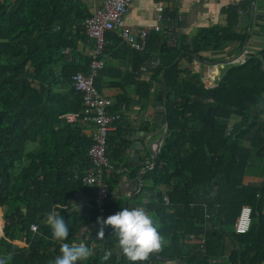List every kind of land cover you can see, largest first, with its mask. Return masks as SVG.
<instances>
[{"label": "trees", "instance_id": "obj_1", "mask_svg": "<svg viewBox=\"0 0 264 264\" xmlns=\"http://www.w3.org/2000/svg\"><path fill=\"white\" fill-rule=\"evenodd\" d=\"M250 6L251 0L227 6V25L200 29L190 44L182 36L169 45L166 33L178 17L168 10L163 13L168 27L151 32L145 52L130 48L116 33L106 35L102 56L113 49L111 44L126 47L134 61L131 85L143 101L150 99L155 83L164 97L166 70L168 135L157 164L142 176L146 184L141 196L149 201L141 202V196L133 200L152 217L164 247L136 264H160V258L182 264H264V108L256 111L264 97V48L243 63L228 65L215 90L186 66L194 62L192 55L224 51L232 42L241 49L246 34L235 27L239 12L248 13ZM90 16L83 0H0V208L5 209L0 258L5 264H50L63 243L76 244L87 226L103 218L96 209H73L80 192L89 204L95 199V189L83 182L94 140L82 133L84 117L75 123L63 118L84 111L72 78L89 73L91 58L67 62L64 51L87 38L83 23ZM142 67L153 75L148 83L138 81ZM108 70L104 67L96 81L98 91ZM127 78L112 87L125 90ZM124 100L117 99L111 114L122 116L129 109L132 100ZM121 122L108 136L113 169L104 178L109 193L105 218L125 209V201L114 200L113 192L124 177L133 179L138 173V168L128 171L125 150L130 143L123 140ZM249 165L259 168L261 182L246 181ZM245 205L252 211L250 229L235 234L234 222ZM53 211L69 229L64 241L54 240L44 222ZM32 224L37 225L35 233ZM97 233L83 236L92 255L76 264H132L117 250L110 226L103 237ZM228 250L229 261L221 262ZM108 251L112 255L105 261Z\"/></svg>", "mask_w": 264, "mask_h": 264}, {"label": "crops", "instance_id": "obj_2", "mask_svg": "<svg viewBox=\"0 0 264 264\" xmlns=\"http://www.w3.org/2000/svg\"><path fill=\"white\" fill-rule=\"evenodd\" d=\"M104 1L105 0H83L85 5L89 8L91 14L102 8ZM241 1L245 0H133L129 14L127 16V23L134 30H140L143 28L153 29L158 25L162 27H168V25L163 26V21L158 20V9L162 8L163 13L167 10L172 11L176 13L178 21L173 27H170V30L166 33L167 41H170L172 44H177L181 40L182 36H188V43L190 44V41L192 42V38L202 28L225 27L227 25V17L223 13V10L227 6L238 4ZM253 4L254 0H251V6L248 13L239 12V22L235 27V31L237 33L246 34L245 51L243 50L245 43L240 49L238 42H232L224 51L207 52L201 54L200 57L205 60L217 62L220 60H231L237 58L242 59V57L246 59L248 55H255L261 51L264 48V38L253 36L252 31H249L250 15ZM260 4H262L261 1L255 2L256 6ZM249 33L250 36L248 37ZM111 46H114L113 49H109L110 51L102 56V60L105 64L104 67L106 69L108 68L109 70L108 73H106V75L102 78L99 92L104 97L113 101V107L116 105L117 99L119 97L125 98L124 101L127 99L132 100V104L129 109L123 111L122 122L120 123V126L122 127L123 140L130 143L128 149L125 150L126 158L130 164V169H128V171L138 168L139 173L142 167L147 165L148 162L152 164L153 154L150 148L144 147L140 150L139 157L134 156L130 160L129 157L131 147L133 145L141 147L146 142L151 144L153 148L156 146L157 140L159 139L160 135H162L163 131V125L159 124V113L163 110L156 107V98L164 97L159 96L160 89L155 83L151 91L150 99L147 102L143 101V99L137 95L136 87L131 85L132 83L129 76H131L133 73L134 61L132 57H129V51L126 49V47H124L123 44L120 46L111 44ZM93 50L94 42L87 37L80 40L77 43L75 49H67L64 51L65 60L67 62L80 63L83 58H91ZM241 53L245 54V56H241ZM113 55L117 56V58H113ZM192 64L194 73L202 77V83L206 86V88L220 86L221 78L224 74V71L228 67L227 65L224 69H221L220 74L217 75L212 73V67L208 62L201 63L200 61L194 59ZM154 65L156 66V62ZM219 66L221 67V65ZM118 71H120L121 75L118 73ZM203 71L204 74H202ZM124 76H128V86L125 87V90L113 88L112 84H120ZM152 78L153 75L150 69L148 67H142L141 77L138 79V81L148 83L152 80ZM81 125L83 128V135L86 138L91 139L95 132L94 124L90 121H84L81 123ZM116 129L117 128L114 127L113 132H115ZM117 163H119V161ZM138 173L137 177L133 179L124 177L113 192L114 200L122 199L125 201V209L131 210L138 208L136 203H133V200L141 196L146 184L142 180L143 173L140 177H138ZM255 179H257L258 182L262 181L259 168L256 166L249 167L246 181L250 182L251 180ZM162 190H164V188ZM164 191L166 192V190ZM140 199L143 203H147L149 201L148 197L143 198V196H141ZM73 204L74 210H82L87 207L89 203L86 200V197H84L83 193L80 192ZM143 209L146 208L144 207ZM4 212L5 209L0 208L1 220L5 225ZM81 237L83 236H80V238ZM199 241L203 243L204 239ZM84 244L85 243L83 242V245ZM117 250L120 252L122 251L120 248H118V245ZM229 255L230 251L228 250L227 255L221 260V262L229 261ZM160 264H180V261L160 258Z\"/></svg>", "mask_w": 264, "mask_h": 264}, {"label": "built area", "instance_id": "obj_3", "mask_svg": "<svg viewBox=\"0 0 264 264\" xmlns=\"http://www.w3.org/2000/svg\"><path fill=\"white\" fill-rule=\"evenodd\" d=\"M133 0H105L101 9L92 14L83 23L85 35L94 42V50L91 55V62L88 74H77L72 78L74 90L82 96L84 111L80 114H68L63 118L68 123L79 122L84 117V121H90L95 126L93 135L94 144L88 150L91 160V166L85 173L83 182L86 186L95 189V199L87 207L96 209L98 214L105 218L106 204L109 200L108 186L105 181V173L113 169L110 157L107 154L108 136L114 130L115 123L122 120V116L111 114L113 101L101 95L96 88L101 71L104 69L102 54L107 44L106 35L116 33L121 40L130 48L145 52L148 46L149 37L152 31H162V26H155L153 29L143 28L134 30L127 23V16ZM158 20L163 21V9H158ZM242 59L237 58L236 62L243 63ZM237 63V64H238ZM230 128L228 130V134ZM168 204L169 199L164 197ZM251 208L247 205L242 206L234 222L233 231L235 234H245L249 231L251 225ZM30 226V231L35 233L38 228ZM99 228V225H96ZM4 223L0 232V238L3 236Z\"/></svg>", "mask_w": 264, "mask_h": 264}, {"label": "clouds", "instance_id": "obj_4", "mask_svg": "<svg viewBox=\"0 0 264 264\" xmlns=\"http://www.w3.org/2000/svg\"><path fill=\"white\" fill-rule=\"evenodd\" d=\"M44 222L50 228L54 240L64 241L69 236L65 220L58 213L49 212ZM96 223L99 225L97 235L100 237L104 236L105 227H111L118 241V247L132 264L147 261L151 254L163 250L164 238L152 217L143 208L119 210L106 219L98 217ZM35 227L33 225V228ZM90 255H92L91 250L83 244L63 243L60 247V255L50 264H76L78 260ZM111 255L110 251L105 252L103 259L107 261ZM0 264H5L3 258H0Z\"/></svg>", "mask_w": 264, "mask_h": 264}, {"label": "water", "instance_id": "obj_5", "mask_svg": "<svg viewBox=\"0 0 264 264\" xmlns=\"http://www.w3.org/2000/svg\"><path fill=\"white\" fill-rule=\"evenodd\" d=\"M256 1H261L262 4L256 6L255 5ZM249 29H250L249 31H252L253 36H259L261 38H264V0H254V4L252 6V11H251V15H250ZM249 36H250V33L248 34V37ZM168 43H169V45H172V43L170 41ZM190 43H191V41H190ZM243 48H244L243 50L245 51L246 43H245ZM185 54L186 53L183 52L180 55V57L177 58V60L174 62V64L172 66H176L181 61L182 57ZM242 55L245 56V54L241 53V56ZM192 57L195 60L200 61L201 63H204V62L207 63L208 62L212 67L211 68L212 73L217 74V75H219L220 70L224 69L227 65H233V64L238 63V62H236V59L220 60L217 62H212V61L203 59L199 55L198 56L192 55ZM158 64H159V60L156 61V65H158ZM219 65H221V67ZM165 74H166V70H164L163 74H162L163 75L162 83H163V88L165 90L164 98H162V97L156 98V107L163 110L162 112L159 113V115H160L159 124L163 125L162 135H160L159 139L157 140V144L154 148L151 146V144H149L147 142L141 147H138L136 145H133L131 147V152H130V157H129L130 160L134 156L139 157L140 156V150L143 149L144 147L150 148V150L152 151V154H153L152 164H150L149 162L147 163V165L142 164L144 166L142 167L141 171H139L138 177H140L143 172H145L148 169L153 168L157 164L158 152L160 151V148H162V145L164 144V141L168 135V131H169L168 130V118H167V113H168V110H167V107H168V87H167V83L165 80ZM218 87L219 86H215L214 88H207V89L215 90ZM259 101H260V104L256 108V111H261L264 108V97H261ZM137 183H138V181H137ZM215 184H217V183H215ZM98 230H99V228L95 224L89 225L82 231L81 236H84L86 233H89V234L95 233ZM82 238L83 237H81V239L78 240L76 244H83ZM180 264H182V262H180Z\"/></svg>", "mask_w": 264, "mask_h": 264}, {"label": "rangeland", "instance_id": "obj_6", "mask_svg": "<svg viewBox=\"0 0 264 264\" xmlns=\"http://www.w3.org/2000/svg\"><path fill=\"white\" fill-rule=\"evenodd\" d=\"M187 64V63H186ZM186 66H189V68H192V70H193V64H191V65H186ZM199 70H201V69H199ZM202 74H204V71H203V73ZM252 165H249V167H251ZM15 244L16 245H18V246H20V247H23L25 244L24 243H20V242H15Z\"/></svg>", "mask_w": 264, "mask_h": 264}]
</instances>
